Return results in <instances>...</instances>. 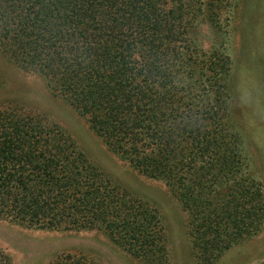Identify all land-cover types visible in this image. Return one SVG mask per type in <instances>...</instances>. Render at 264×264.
<instances>
[{
    "label": "trees",
    "instance_id": "16d2710c",
    "mask_svg": "<svg viewBox=\"0 0 264 264\" xmlns=\"http://www.w3.org/2000/svg\"><path fill=\"white\" fill-rule=\"evenodd\" d=\"M232 0H0V55L38 75L119 161L160 180L185 213L196 264L264 227L247 169L229 61L203 48ZM217 45V46H214ZM0 218L102 232L138 264H169L158 210L99 168L44 114L0 103ZM0 264H13L0 250ZM47 264H99L82 251Z\"/></svg>",
    "mask_w": 264,
    "mask_h": 264
},
{
    "label": "rangeland",
    "instance_id": "374dc122",
    "mask_svg": "<svg viewBox=\"0 0 264 264\" xmlns=\"http://www.w3.org/2000/svg\"><path fill=\"white\" fill-rule=\"evenodd\" d=\"M226 15L222 31L201 22L199 40L205 49L220 42L228 58L227 85L242 151L247 169L264 189V0H232ZM11 100L54 121L99 168L158 210L169 264H196L186 235L185 213L163 182L137 174L119 161L62 98L50 94L38 75L0 55V103ZM0 250L13 264H47L56 253L76 250L90 254L99 264H138L100 231L28 228L2 218ZM216 264H264V227L231 246Z\"/></svg>",
    "mask_w": 264,
    "mask_h": 264
}]
</instances>
